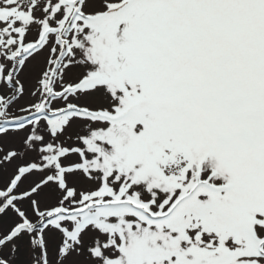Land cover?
<instances>
[{
    "label": "snow or ice",
    "instance_id": "6c2138e0",
    "mask_svg": "<svg viewBox=\"0 0 264 264\" xmlns=\"http://www.w3.org/2000/svg\"><path fill=\"white\" fill-rule=\"evenodd\" d=\"M0 264H264V0H0Z\"/></svg>",
    "mask_w": 264,
    "mask_h": 264
}]
</instances>
